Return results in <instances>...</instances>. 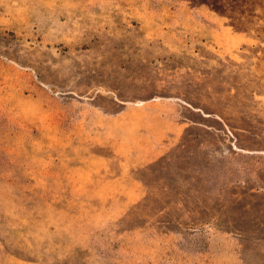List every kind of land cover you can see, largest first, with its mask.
<instances>
[{
	"label": "rangeland",
	"instance_id": "1",
	"mask_svg": "<svg viewBox=\"0 0 264 264\" xmlns=\"http://www.w3.org/2000/svg\"><path fill=\"white\" fill-rule=\"evenodd\" d=\"M229 4L0 0V264H264V44ZM159 98L187 126L130 166L102 120Z\"/></svg>",
	"mask_w": 264,
	"mask_h": 264
},
{
	"label": "crops",
	"instance_id": "2",
	"mask_svg": "<svg viewBox=\"0 0 264 264\" xmlns=\"http://www.w3.org/2000/svg\"><path fill=\"white\" fill-rule=\"evenodd\" d=\"M180 103L175 98L152 99L136 104L137 113L129 114L123 105L119 112L104 118L100 128L110 151L132 161L130 166L153 159L175 143L187 126L179 117Z\"/></svg>",
	"mask_w": 264,
	"mask_h": 264
},
{
	"label": "trees",
	"instance_id": "3",
	"mask_svg": "<svg viewBox=\"0 0 264 264\" xmlns=\"http://www.w3.org/2000/svg\"><path fill=\"white\" fill-rule=\"evenodd\" d=\"M188 1L194 2V0ZM229 2L232 5H240L243 8L245 17L250 18L254 22V24L249 27V32L251 33L252 37L264 44V0H230ZM200 3L206 4L213 10L222 12L223 14L225 13L221 11V9H223L222 7L229 4L228 2H225V4H221L216 0H200ZM229 17L231 19H234L231 16Z\"/></svg>",
	"mask_w": 264,
	"mask_h": 264
}]
</instances>
